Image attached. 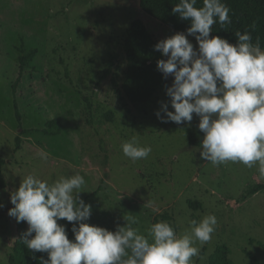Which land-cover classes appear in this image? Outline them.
Wrapping results in <instances>:
<instances>
[{
  "label": "rangeland",
  "instance_id": "1",
  "mask_svg": "<svg viewBox=\"0 0 264 264\" xmlns=\"http://www.w3.org/2000/svg\"><path fill=\"white\" fill-rule=\"evenodd\" d=\"M138 20L157 42L178 32L143 12L140 0H0V161L7 181L0 189V264H10L17 239L7 214L11 191L30 174L51 184L77 173L86 181L80 195L92 205L90 225L115 231L130 214L139 234L167 221L182 235L191 220L214 214L215 232L210 241L196 242L193 264H208L222 247L229 251L228 264H255L246 252L264 264V191L243 198L264 183L258 163L249 168L202 160L186 131L203 139L195 114L190 124L156 118L159 102L168 100L165 86L139 100L140 89L127 80L133 58L126 48ZM30 51L35 56L17 94L20 124L12 86L19 57ZM173 79H166L167 86ZM51 120L61 128L38 131ZM134 136L152 149L135 162L121 148ZM58 223L67 225L73 240L72 225Z\"/></svg>",
  "mask_w": 264,
  "mask_h": 264
},
{
  "label": "clouds",
  "instance_id": "2",
  "mask_svg": "<svg viewBox=\"0 0 264 264\" xmlns=\"http://www.w3.org/2000/svg\"><path fill=\"white\" fill-rule=\"evenodd\" d=\"M196 4L197 0H179L172 14L190 21V26L154 45L167 57L157 61V70L164 79L174 78L165 86L168 100L160 101L154 114L161 123L177 125L190 124L195 114L203 133L202 160L214 166L238 162L249 168L258 163L264 177V50L258 39L252 43L248 31H236L235 44L212 35L214 24L231 23L230 9L222 0H203L200 8ZM188 37L194 38L195 47ZM121 148L133 162L152 151L135 136ZM85 183L79 173L51 184L30 174L11 191L14 207L7 214L17 223H27L19 239L32 252L47 254L40 264H193L200 251L196 242L210 241L215 232L214 214L191 220L182 235L167 221L152 224L147 236L139 234L132 227L138 221L130 214L115 231L90 225L92 205L80 195ZM61 220L72 225L73 240L67 225L58 223Z\"/></svg>",
  "mask_w": 264,
  "mask_h": 264
},
{
  "label": "trees",
  "instance_id": "3",
  "mask_svg": "<svg viewBox=\"0 0 264 264\" xmlns=\"http://www.w3.org/2000/svg\"><path fill=\"white\" fill-rule=\"evenodd\" d=\"M222 2L230 9L229 17L231 23L223 27L219 23L214 24L212 26V35H218L235 44L236 38L234 33L240 31L243 34L245 31H248L252 37V43L255 44L258 39L261 49L264 50V0H222ZM177 3H179V0H140V8L148 16L161 24L175 31L184 32L190 26V21H183L178 15L172 14V8ZM202 6L203 0H197L196 7L200 8ZM252 25H254V28ZM156 43L157 41L146 31L143 22L140 20L136 21L128 31L126 48L132 56L133 62L129 65L127 80L130 84L140 89V101L149 100L158 92L161 86L167 85V80L157 70V61L160 59L161 53L154 50ZM34 56L35 51H30L19 57L20 71L12 86L15 114L20 124H22V114L17 101L18 88L23 81L25 68L30 65ZM54 127L60 129L61 124L57 120H51L46 123L45 128L38 131L51 134L49 129H53ZM186 131L191 145L199 147L201 142L199 134L189 127ZM4 163V160L0 161V189L7 187V181L3 176L2 170ZM262 191H264V183L255 184L248 189L243 198L256 195ZM12 207L14 206L11 204L10 208ZM14 220L17 227V239L10 257V264H40V258L47 259V254L32 252L20 242L19 237L27 230L28 225L26 222L17 223L15 218ZM204 250L205 248L201 251V254H203ZM228 254L229 251L226 247L219 248L210 256L208 264H228L226 261ZM246 254L255 264H258L257 257L250 252H246Z\"/></svg>",
  "mask_w": 264,
  "mask_h": 264
}]
</instances>
